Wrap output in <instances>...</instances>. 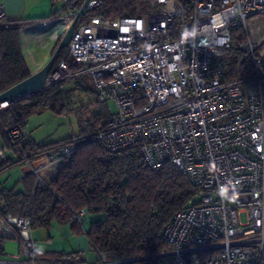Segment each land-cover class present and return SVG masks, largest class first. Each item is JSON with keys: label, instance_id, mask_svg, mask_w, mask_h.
<instances>
[{"label": "built area", "instance_id": "1", "mask_svg": "<svg viewBox=\"0 0 264 264\" xmlns=\"http://www.w3.org/2000/svg\"><path fill=\"white\" fill-rule=\"evenodd\" d=\"M65 1L70 13L48 22L56 42L80 9ZM101 3L88 2L54 82L63 73L92 75L99 103L115 106L97 139L110 152L132 150L152 168L173 163L196 193L163 230L169 249L133 259L96 251L85 264H264V0H191L190 9L180 0H138L134 16L93 15ZM234 30L243 31L239 47L256 72L225 81L223 52ZM11 134L27 133L15 126ZM75 148L54 149L51 162ZM6 161L0 145V167ZM85 216L81 210L69 222ZM0 232L18 234L21 252L37 264L29 218H0Z\"/></svg>", "mask_w": 264, "mask_h": 264}, {"label": "trees", "instance_id": "2", "mask_svg": "<svg viewBox=\"0 0 264 264\" xmlns=\"http://www.w3.org/2000/svg\"><path fill=\"white\" fill-rule=\"evenodd\" d=\"M185 9L191 0H180ZM78 0L76 5L83 4ZM138 0H102L92 11L103 17L134 16ZM25 21H0V93L29 77L32 73L26 63L21 46V29ZM229 48L223 52L224 79L233 81L251 78L255 65L245 57L239 45L244 38L242 30H234ZM58 41L55 43V51ZM59 55L57 66L64 57ZM70 70L81 66L67 56ZM76 90H85L77 78L52 83L44 92L12 102L0 108V136L6 149L16 155L15 161H6L7 167L32 161L54 149L75 144V150L62 158V166L49 180H39L32 172L22 180L23 191L7 189L0 192V217L29 218L30 230H49L54 223H70L72 216L85 210L96 216L88 228L71 223L76 232H84L95 251L113 253L124 259H133L167 250L170 245L162 236L165 226L175 212L183 209L196 193V188L171 162L152 168L132 150L110 152L96 137L108 114H103L96 99L77 112L81 127L77 135L51 143H36L27 134L15 139L12 128L26 127L28 119L44 110L67 113ZM96 95L95 89L87 88ZM260 91L264 105V57ZM92 108H97L93 113ZM22 146V150H20ZM27 162V163H28ZM7 236L0 232V251ZM55 255V254H54ZM74 254H56L57 259ZM43 253L38 255L41 261ZM82 264L88 262H81Z\"/></svg>", "mask_w": 264, "mask_h": 264}, {"label": "crops", "instance_id": "3", "mask_svg": "<svg viewBox=\"0 0 264 264\" xmlns=\"http://www.w3.org/2000/svg\"><path fill=\"white\" fill-rule=\"evenodd\" d=\"M77 1L74 0L75 4ZM81 5H76V7L80 8ZM2 11L6 14V19L4 20L8 22H27L21 29L23 55L31 73L40 70L52 56L56 43V36L50 33L51 25L48 24L49 19L68 15L71 11L70 6L67 5L65 0L57 2L52 0H0V14ZM1 20L2 18L0 17ZM25 128L27 129V127ZM26 133L28 138L36 143H49L38 140L30 130H27ZM0 145H6L1 136ZM6 156L7 161L16 160V155L12 150L6 149ZM43 159L42 155L34 159L32 164L34 166L43 164ZM30 164L25 162L0 171V192L7 189L23 191L22 180L24 175L22 176V174L31 172L33 165ZM43 170L46 173L48 172V177L44 176L43 180H49L58 169L53 171L46 167ZM29 234L36 241L41 253H43L41 261L37 259V264H82L81 262H89L85 257V251L94 250L86 234L84 232H76L70 223H54L49 230H30ZM6 236L2 243L0 259L5 264H31L30 259L21 252L22 239L19 235ZM54 254H74V257L68 259L64 256L61 259H57Z\"/></svg>", "mask_w": 264, "mask_h": 264}, {"label": "rangeland", "instance_id": "4", "mask_svg": "<svg viewBox=\"0 0 264 264\" xmlns=\"http://www.w3.org/2000/svg\"><path fill=\"white\" fill-rule=\"evenodd\" d=\"M258 19L259 17H255L251 22L254 23ZM49 21H51V19H49ZM76 78L79 81V84L85 86V90H76L72 102H70L68 106L69 108L67 110V113L58 114L50 110H44L40 113H36L28 119L26 125L27 129L25 128L26 132L27 130H30L31 133L38 140L47 141L49 143L52 141L57 142L64 140L69 136L77 135L80 132L81 127L78 122L77 112L83 109L84 107H86L87 105H89L90 102H93L97 99L96 95H94L93 93H89L86 90L87 88L94 89L93 76L90 74H83L77 77L76 76L71 77L63 73L60 76V78L54 83L67 81V80L72 81L75 80ZM101 109L103 111V114H108V113L111 114V112H113V110L115 109V106H111V110H110L108 108V104H102ZM22 136L23 135H21V137ZM43 157H44L43 159L44 161H42L43 164H37L35 166L34 164H32L34 160L29 162L26 161L28 163H31L30 165H33L31 168V172L42 180L44 176L48 177V172L46 173L44 171L45 169L43 170V168L47 167L54 171L59 169L64 162L62 159L51 162V158L49 154H45L43 155ZM35 172L38 173L36 174ZM95 217L96 216L89 214L85 216L84 218L85 228H88L90 226V223L95 219ZM84 254L86 259L89 261L88 263H93L97 259V253L95 250L85 251Z\"/></svg>", "mask_w": 264, "mask_h": 264}, {"label": "water", "instance_id": "5", "mask_svg": "<svg viewBox=\"0 0 264 264\" xmlns=\"http://www.w3.org/2000/svg\"><path fill=\"white\" fill-rule=\"evenodd\" d=\"M89 1L90 0H84L75 19L64 36L60 39L48 62L40 70L32 73L26 79L0 93V108L5 107L12 102L44 92L50 84L55 81L54 73L58 70V65L55 66L56 61L61 52L68 47L74 34V30Z\"/></svg>", "mask_w": 264, "mask_h": 264}]
</instances>
